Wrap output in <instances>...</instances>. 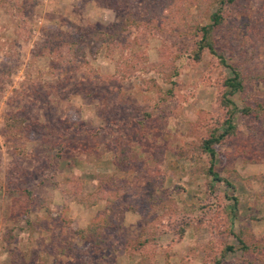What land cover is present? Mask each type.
Returning <instances> with one entry per match:
<instances>
[{"label":"rangeland","instance_id":"obj_1","mask_svg":"<svg viewBox=\"0 0 264 264\" xmlns=\"http://www.w3.org/2000/svg\"><path fill=\"white\" fill-rule=\"evenodd\" d=\"M169 1L0 0V264H82L93 247L78 230L105 216L88 264H264L236 237L264 238V0L224 6L216 31L245 74L233 100L254 108L215 145L220 181L201 143L229 115L232 73L208 51L190 56L199 36L158 15ZM203 3L191 12L207 24L220 6ZM129 17L138 24L120 31ZM107 29L131 46L107 45ZM62 33L73 45L54 47ZM81 192L101 197L85 208Z\"/></svg>","mask_w":264,"mask_h":264},{"label":"trees","instance_id":"obj_2","mask_svg":"<svg viewBox=\"0 0 264 264\" xmlns=\"http://www.w3.org/2000/svg\"><path fill=\"white\" fill-rule=\"evenodd\" d=\"M94 1L98 6L100 7H112L116 8L117 6L120 9L123 8V2L122 0H115L112 4L109 5L106 0H92ZM213 2L217 3L220 8L213 12L210 15V22L207 24H202L200 22H194L197 20V17L194 16L191 12V7L194 5H197L198 10H202L204 8L203 0H170L169 4L164 5V7H169L170 10L168 13L164 12L158 15L163 17L165 20L168 21H179L185 26H190V28H193V32L199 36V39L196 42V47L190 54V56L194 60H200L204 54L205 51H208L213 56H215L219 62L224 65L225 67L230 68L232 75L228 76L223 81L224 86V94L221 99L222 105L229 107V115L224 120L221 128H216L213 131H211L210 135L203 140L201 143V148L204 153L208 154L209 156V164L205 169V173L210 176L213 181H220L221 178L219 174L217 173L215 169L216 159H217V153L215 149V145H218L222 143L223 140H225L228 136L234 135L236 133V125L234 123V117L236 111H240L244 115H251L254 111V108L252 106H243L242 108H239L236 102L233 100V96L237 93H242L245 90V74L242 70L241 66H235L228 62V59L226 56L218 51L216 46V31L220 29L224 22V14H223V7L226 5H233L239 0H212ZM7 3L14 7L15 10H18L20 8V4L18 2H11L7 1ZM117 5V6H116ZM163 3L159 4V7L162 8ZM17 15V13H15ZM138 21L134 20V17L127 18V20L123 23V26L120 28L122 30H127L129 27L133 25H137ZM119 32H111L108 29L103 32L104 34V40H106L107 45H120L121 48L124 47H130L131 45L126 42V39L122 40V38L118 35ZM55 40L59 42V44H66L68 47L73 45L74 42H67L65 35L62 33L61 35H54V47H55ZM105 42V41H104ZM121 42V43H119ZM71 49V48H70ZM54 50V54H55ZM5 70L0 68V73L4 72ZM261 79H264V74L259 75ZM91 93V92H89ZM76 125V124H75ZM220 129V130H219ZM121 155L123 154H117L118 157L121 159ZM264 177V175L262 176ZM103 188V187H102ZM101 188V189H102ZM100 194H94L88 196V193L81 192L76 195L77 200L85 207L89 208L97 204L98 200L100 199ZM236 204V202H235ZM109 217H104L102 220L93 223L86 229L78 230L79 237L87 242H90L92 244V251L90 252L89 256H86V258L83 259L82 264H88L89 258L91 255L99 254L104 250V246L102 245L104 241H106L104 237V232L106 229H109L111 226L109 222ZM103 222V223H101ZM237 240L239 241L242 249L246 252H249L250 250H256L258 249L259 252L264 256V238L261 240H256L254 244H250L248 240L245 238V232L242 230L240 234L237 236ZM224 253L227 252H233L235 251V247L233 245H227L224 248ZM61 253L66 256H72L76 257L75 254H80L81 251L78 248H74L71 246V244H65L61 248ZM75 259V258H74ZM212 264H222L221 259H216Z\"/></svg>","mask_w":264,"mask_h":264}]
</instances>
